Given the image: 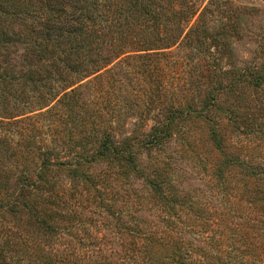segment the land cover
Segmentation results:
<instances>
[{
  "label": "rangeland",
  "instance_id": "1",
  "mask_svg": "<svg viewBox=\"0 0 264 264\" xmlns=\"http://www.w3.org/2000/svg\"><path fill=\"white\" fill-rule=\"evenodd\" d=\"M11 1L26 9H45L43 0ZM192 1L156 0L155 9H162L166 17L180 9H192L189 26L207 28L209 35L196 48L194 40L184 39L187 29L178 37L176 23L168 19V29H172L166 31L170 46L158 52L172 60L165 68L172 79L161 89L170 93L179 89L178 95L197 103L212 76L216 79L229 73L222 76L229 83L233 81L231 77L243 75L244 83L221 98L220 130L225 153L213 149L205 124L190 119L179 122L177 135L161 150L147 154L137 147V165L149 178L160 173L169 180L164 192L176 204L170 215L183 231L172 239L182 240L181 249L212 256L211 262L219 258L217 264H236L239 256L245 264H260L259 221H264V209L234 215V203L246 207V196L243 201L231 198L234 183L241 189L244 180L228 175L225 182L219 181L214 173L226 155L264 169V86L256 90L248 85L250 78L264 77V0ZM204 9L209 13L199 21ZM33 25L35 21L31 19L14 18L11 27L22 31ZM25 54L22 44H13L6 51L0 49V66L22 70L32 63ZM118 78L122 83L114 92L120 108L126 110L118 125L113 121V134L117 139L138 141L155 122L146 114V103L137 97L140 88L136 90L137 85H132L122 72ZM82 84L83 81L75 86ZM224 109L233 119L231 124L224 119ZM45 110L0 118V264H157L150 252L153 243L144 237L149 233L170 237L166 232L168 213L143 179L109 183L111 190L103 197L106 204L113 205L114 214L102 212L97 204L86 203L78 196L70 197L72 182L62 175L58 177L57 198L51 202L42 200L47 196L39 198L35 187L25 186L23 175L33 168L41 147L73 155L79 150L72 145L79 143L89 129L88 122L77 118L65 127L58 124L55 131L51 126L55 123L53 117H38ZM1 111L0 108V116ZM67 131L73 134L71 140ZM92 172L107 174L102 166L94 167Z\"/></svg>",
  "mask_w": 264,
  "mask_h": 264
},
{
  "label": "trees",
  "instance_id": "2",
  "mask_svg": "<svg viewBox=\"0 0 264 264\" xmlns=\"http://www.w3.org/2000/svg\"><path fill=\"white\" fill-rule=\"evenodd\" d=\"M43 1L45 9L33 10L21 4L15 5L11 0L12 4L0 0V49L6 51L13 44H22L25 56L32 59V63L18 71L11 65L0 66V108L3 112L0 118L10 119L46 108L38 117H53L55 123L49 125L55 131L58 124L65 127L77 118L79 122H88L89 129L81 135L79 143L72 145L73 149L79 150L73 155H66L65 150L41 147L36 153L33 168L23 175L25 186L35 187L39 198L47 196L42 200L51 202L57 198L56 190L60 188L58 177L62 175L72 182L70 197L78 196L86 203L97 204L96 208L102 212L114 214L113 205L106 204L103 197L111 190L109 183L143 179L153 197L163 206L162 210L168 213L166 232L170 237H154L152 233L144 237L153 243L150 247L152 260L157 264L219 263V258H213L211 262L212 256L181 249L179 244L182 240L172 239L183 231H179V223L170 215L176 204L164 192L169 180L160 173L149 178L139 170L136 150L137 147L142 148L147 154L161 150L177 135L179 122L195 119L206 125L213 149L223 155L221 98L244 83L243 75L231 77L233 81L229 83H225L222 77L229 73L216 79L212 76L205 84L204 96L197 103H190L183 95H178L179 89H173L172 93L161 89L163 84L169 85L172 75H168L165 68L172 60L158 51L170 46L166 31L171 32L172 29H168V19L176 23L174 31L178 37L187 29L184 39L194 40L196 48L203 45L209 36L208 31L207 28H199L198 24L189 26L192 9H180L166 17L162 9H155L156 0ZM207 13L209 10L204 9L199 21ZM14 18L31 19L35 25L15 31L11 27ZM121 72L132 85H137L136 90L140 88L141 93L137 97L146 103V114H150V119L155 122L149 130L141 133L138 141H134L135 138L117 139L113 134V121L118 125L126 110L120 108L114 92L121 86L118 78ZM82 81L81 86H75ZM248 85L257 90L264 86V77H252ZM52 102L56 105L50 106ZM227 111L224 109L223 117L231 124L233 119ZM232 127L237 129V126ZM65 133L71 140L73 134ZM99 166L104 167L107 174L92 172ZM214 175L216 180L224 182L228 175H238L244 180L241 189L234 183L231 198L243 201L242 197L246 196L243 201L246 207L234 203V215L242 212L253 214L256 208L263 212L264 169L252 167L236 156L226 155L217 163ZM259 223L260 264H264V221ZM241 257H237L236 264H245Z\"/></svg>",
  "mask_w": 264,
  "mask_h": 264
}]
</instances>
